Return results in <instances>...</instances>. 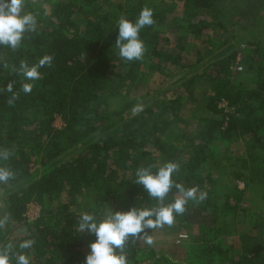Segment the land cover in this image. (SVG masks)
I'll return each instance as SVG.
<instances>
[{
  "label": "trees",
  "instance_id": "trees-1",
  "mask_svg": "<svg viewBox=\"0 0 264 264\" xmlns=\"http://www.w3.org/2000/svg\"><path fill=\"white\" fill-rule=\"evenodd\" d=\"M173 1L167 10L154 0H24L21 15L36 17V31H25L15 50L0 45V151L11 152L0 167L14 173L0 182V190L9 188L0 203V253L11 245L10 264L21 254L30 264H85L96 237L78 231L81 214L99 223L115 212L174 202L175 188L161 203L136 183L138 169L155 174L169 161L180 165L175 183L207 195L199 203L189 201L185 214L164 228L192 234L197 227L205 244L185 259L162 251L153 264H264V213L256 215V232L248 227L238 234V248L223 246L224 229L231 225L226 216L240 208L241 193L235 197L226 183L221 191L227 168L219 155L221 142L248 141L235 178L247 180L250 166L264 176V49L257 39L239 40L252 50L246 78L236 85L230 70L234 56L224 51L191 73L162 111L154 99L120 119L110 109L112 99L130 95L169 65L194 68L220 47V37L208 32L218 29L221 35L234 25L220 11L218 22L209 20L219 0ZM248 1L254 9L258 3L264 7V0ZM144 7L153 10L155 21L140 32L146 52L142 60L126 62L115 47L118 20L123 15L135 22ZM46 54L54 56L53 67L27 81L21 61L31 66ZM9 83L18 99L12 100ZM24 83H34L31 94L23 93ZM223 100L236 110L224 113ZM58 117L61 129L54 125ZM31 204L41 208L34 219L27 214ZM24 241L32 246L21 249ZM138 243L131 237L126 242L127 264L141 263Z\"/></svg>",
  "mask_w": 264,
  "mask_h": 264
},
{
  "label": "rangeland",
  "instance_id": "rangeland-1",
  "mask_svg": "<svg viewBox=\"0 0 264 264\" xmlns=\"http://www.w3.org/2000/svg\"><path fill=\"white\" fill-rule=\"evenodd\" d=\"M154 1L165 9L171 8V6L174 5L173 0ZM218 2L217 4L219 5L216 7L215 12L208 17L209 20L213 23L218 22L220 20L218 11H220L223 14L222 18L230 19V21L234 23L232 28L230 26V28H227V31L221 35H219L221 32L218 29H216L217 34L216 32H212V30L208 32L209 35L215 34L220 37L218 44L220 47L218 49V46L214 48L211 56L202 57L201 61L198 62L194 68L181 70V68L176 65H169L168 70H166L164 74L157 73L153 75L142 85L135 88L130 95L112 99L110 102V109L118 112L119 119L134 114L132 109L137 104H142L143 108H145L151 103V99H154L155 102L160 101L158 109L162 111L161 109L167 106V103L178 95V90L181 88L182 82L185 81L191 73L208 67L212 57L224 51L225 56H234L230 65L233 79L232 83L236 85L239 81L241 82L246 78V59L251 52L249 49L252 50V47L245 42H239V40L243 39L247 41L257 39V43L264 49V7L262 3H258V9H254L253 4L248 0H219ZM225 39H231L230 45ZM196 58L197 57L193 59L196 61ZM238 66H242L243 70L238 71ZM127 106L128 108H126ZM129 107H131V109H129ZM219 108L226 114L233 113L236 110V108L228 105V102L225 100L219 103ZM164 114L166 117L170 115L168 112ZM211 115L215 118H221L220 114ZM54 125L56 128L61 129L64 122L58 117ZM99 134H102V132ZM97 135L95 136L96 138ZM247 145L248 141L238 140L221 142L219 146V155L221 159L223 158L221 161L223 170L225 167L227 168L223 171L226 173V176L221 179V191L224 190L226 192L224 189V183H226L228 189L234 196L237 191L241 193L239 196L240 208H237L232 214L226 216L231 225L229 228L224 229L225 241L223 246L225 248L230 245L235 249L238 248V234H242L246 228L250 227V230L256 232L254 229L257 219L256 215H262L264 213V185L261 186V181L264 180V176L250 166L248 171L251 177L247 174V180L235 178L236 170L243 165L242 158L247 156ZM75 154L76 153H73L72 156ZM66 156L67 155L62 158H70L69 155ZM8 191L9 188L0 190V203H2ZM190 202L195 203L193 201ZM231 202L234 204L236 200L231 198ZM40 209L39 205L31 204L27 214L34 219L39 215ZM147 233L153 237L154 242L152 245H147L139 240L138 252H140V264H153L162 251H165V253L170 255L173 259H185L202 249L205 244L204 240H200V238L203 239L204 237H201V233L198 232L197 227L193 230L192 234L187 232H178L176 234L171 232L168 228L148 229ZM183 242L185 243L183 244ZM154 256H156V258H154Z\"/></svg>",
  "mask_w": 264,
  "mask_h": 264
},
{
  "label": "clouds",
  "instance_id": "clouds-1",
  "mask_svg": "<svg viewBox=\"0 0 264 264\" xmlns=\"http://www.w3.org/2000/svg\"><path fill=\"white\" fill-rule=\"evenodd\" d=\"M24 0H0V45H5L15 50L20 46L25 31H36L37 19L31 13L21 15ZM153 10L144 7L135 22L129 21L123 15L118 20V35L115 47L119 56L126 62L140 61L144 58L146 47L140 39V32L146 26L154 25ZM54 56L46 54L38 63L31 66L26 61H21L20 70L27 81H37L41 78L42 68L53 67ZM34 83H24L22 91L25 95L32 93ZM7 91L13 93L12 100L18 99V94L13 92V85H7ZM143 110L142 104L133 107V113ZM11 152L7 149L0 151V159L8 160ZM180 171L177 162L169 161L153 174L150 168H140L136 171V183L142 185L148 195L163 203L170 191L175 188L177 197L167 206L153 208H133L127 212H115L106 219L97 223L95 217L87 212L82 213L78 222V231L95 235L96 240L89 245L90 253L85 258V264H127L124 249L126 242L132 238L133 243L141 240L147 245L153 244V237L146 230L171 227L176 216L185 214L189 201L199 203L206 198V193L198 188H185L180 183H175L173 174ZM14 178L11 169L0 167V182ZM32 241H24L19 245L21 249L32 246ZM8 245L0 253V264H10ZM119 250L120 254H117ZM17 264H30L27 255H18Z\"/></svg>",
  "mask_w": 264,
  "mask_h": 264
},
{
  "label": "built area",
  "instance_id": "built-area-1",
  "mask_svg": "<svg viewBox=\"0 0 264 264\" xmlns=\"http://www.w3.org/2000/svg\"><path fill=\"white\" fill-rule=\"evenodd\" d=\"M237 70H238V71H242V70H243V67H242V66H238V67H237Z\"/></svg>",
  "mask_w": 264,
  "mask_h": 264
}]
</instances>
